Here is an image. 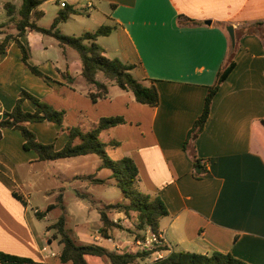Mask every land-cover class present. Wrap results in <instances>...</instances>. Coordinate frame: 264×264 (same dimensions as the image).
<instances>
[{
    "label": "crops",
    "instance_id": "crops-1",
    "mask_svg": "<svg viewBox=\"0 0 264 264\" xmlns=\"http://www.w3.org/2000/svg\"><path fill=\"white\" fill-rule=\"evenodd\" d=\"M48 1L60 5L61 0H42L34 14L43 13L39 6ZM64 1L73 9L83 1L82 8L99 6L109 11L104 16L116 25L112 30L116 34L115 44L111 46L110 41H105L100 45L108 57L114 50L119 55L116 57L133 64L131 72L144 84L153 83L159 103L150 106L138 102L132 91L120 88L99 72L96 80L108 84V93L93 101L89 93L95 87L86 82L81 70H72L67 49L63 51L59 42L44 37L42 46L35 48L32 42L38 37L33 35L35 30L27 28L20 40L28 50V62L47 78L25 67L22 52L11 39L0 54V119L12 110L24 89L65 111L63 124L49 120L28 123L39 141L53 142L60 149L68 139V127L88 131L103 116H123L125 123L102 130L99 138L104 137L102 142L117 140V146L108 145L115 150L113 158L132 157L139 170V188L164 202L168 214L161 218L159 228L165 242L163 255L176 250L174 243L179 250L209 254L223 251L250 264H264V137L254 124L264 118V0ZM5 3L3 0L4 7ZM12 3L13 18L17 20L22 1ZM13 18L7 14V19L0 22L6 23L0 28V41L8 32L6 26L15 23ZM229 25L234 29L235 44L227 30ZM16 32L17 29L8 33ZM112 32L101 38L110 40ZM231 61L234 67L213 96L204 126L186 142L188 132L203 111L208 87L215 82L219 69ZM63 71H69L73 77L69 84L61 74ZM22 107L28 111L35 109L28 98ZM24 141L19 130H2L0 250L32 258L33 264H73L60 260L62 244L48 233L42 236L37 222L28 214L34 182L39 183L36 192H44L46 199L50 193L56 199L62 194L67 223L69 215L78 211L89 213L93 208L98 212L99 206L128 199L104 202L86 191L94 184L79 175L94 174L107 181L98 184L115 185L112 171L100 167L97 154L39 160L35 150L23 147ZM198 159L206 169L201 171L196 166ZM59 174L66 176L74 190L71 208L65 200L66 186L51 182ZM13 190L26 199V205L13 196ZM55 202H49L44 210L37 207L33 211L43 212L42 217L47 218L50 212L58 210L59 216V206L47 211L48 205ZM109 217L118 224L110 231L111 240L99 233L100 214L99 221L88 217L85 222H80L76 215L78 231L74 236L70 234L78 243H95L119 252L136 251L137 248H130L136 239L135 212L127 215L114 210ZM125 231L130 237L121 239ZM85 258L89 264H113L105 256ZM153 260L156 258L151 253L131 264Z\"/></svg>",
    "mask_w": 264,
    "mask_h": 264
},
{
    "label": "trees",
    "instance_id": "trees-1",
    "mask_svg": "<svg viewBox=\"0 0 264 264\" xmlns=\"http://www.w3.org/2000/svg\"><path fill=\"white\" fill-rule=\"evenodd\" d=\"M42 0H22L18 10L19 18L15 20L13 14L15 5L12 2H6L5 8L7 14L15 21L16 33L6 32L2 41H0V54L5 52L9 41L14 40L22 52V61L25 67L29 68L35 75L46 79L47 76L38 69L36 65L28 62L29 54L25 45L21 42L20 37L25 34L27 28L49 34L55 37L62 48L70 46L74 48L81 59V74L87 83L95 87V91H91L89 96L93 101L107 96L108 84L96 80V74L102 72L108 81L117 84L124 90H130L134 93L135 99L143 104L156 106L159 103V94L156 86L151 83L144 84L136 78L131 70L133 64L125 63L118 57H108L105 54V49L97 43L100 36L110 34L113 26L101 25L95 30L86 31L81 35H69L61 33L57 30V25L66 20V18L74 12L72 6L66 5L63 11H60L53 19L50 27H43L36 23L34 9L41 4ZM37 15V14H36ZM40 15V13L38 14ZM10 20V19H9ZM6 23H0V28ZM234 62L221 67L217 73L215 82L208 87L205 97L203 111L194 122L192 128L188 132L187 140H190L194 133H197L204 126L209 112L211 101L217 92L220 84L225 80L227 75L234 67ZM62 76L69 84L73 77L69 71H63ZM31 99L35 103L33 111L24 110L22 103L25 99ZM65 111L56 109L51 104L39 99L28 91L22 89L16 100L12 110L6 113L4 118L0 119V139L4 128L17 129L24 137L23 147L25 149H33L36 151L39 160H57L66 157L84 155L94 153L101 159L100 167L109 168L112 173L111 177L115 179V185L118 186L124 193L127 202H116L105 204L97 207L100 214L101 226L99 233L103 237H110V231L113 227L118 226L109 217V212L118 210L129 215L131 211L135 212L137 221L133 234L135 238H143L146 227L149 226L154 232L158 233L160 228V220L168 214V210L164 202L159 197H153L149 193L142 191L139 188L138 174L139 170L130 156L120 158H111L107 153L106 147H115L119 144L117 140L102 142L99 139V134L102 130L125 123V119L121 115L103 116L97 124L88 131H82L78 126L68 127V139L64 146L56 149L53 142L43 143L37 139L36 133L28 127V123L49 120L55 124H63L65 120ZM254 124L260 130L264 137V118L256 120ZM185 142V144H186ZM196 166L201 167V171L206 169L196 161ZM200 172V171H198ZM79 178L86 179L89 183L98 184L106 183V179L95 177L94 174L79 175ZM13 196L26 205V199L16 191L12 192ZM80 194V193H79ZM81 197H86L81 193ZM59 206L62 213L57 220L48 226L53 228L51 238L58 239L62 244V249L59 254L62 262L72 261L73 264H89L86 260V255L105 256L113 264H131L139 260H144L153 252L152 250H137V251H116L109 250L95 243H78L70 235L67 228V214L63 203L62 194L57 196L56 202L47 207V211L53 207ZM41 218L44 213L36 212ZM35 260L29 257L20 256L12 253H7L0 250V264H33ZM146 264H250L240 258L235 257L229 252L213 251L212 253H200L186 250H172L167 256L158 258Z\"/></svg>",
    "mask_w": 264,
    "mask_h": 264
},
{
    "label": "rangeland",
    "instance_id": "rangeland-1",
    "mask_svg": "<svg viewBox=\"0 0 264 264\" xmlns=\"http://www.w3.org/2000/svg\"><path fill=\"white\" fill-rule=\"evenodd\" d=\"M19 1L21 3L22 0H19ZM6 2H14V0H6ZM83 3L84 2L81 1L79 3V5H75L74 6V12L72 14H70L66 18V20L61 21L57 25L56 28L59 32L77 36V35L83 34L86 31L95 30L96 28H98L101 25L113 26L112 30H114V27L116 26L114 21L110 20L108 18V16H104L109 11H105V10L103 11L102 8H100L99 6L85 9V8H82ZM70 6H72V5H70ZM39 7L42 8L44 10V12L41 13L40 15L35 14L34 19L38 25L45 26V27H50V25L53 22L54 17L60 11H63L65 9V8L60 7V5L58 3H55L54 1L45 2L43 5H41ZM6 19H7L6 8L3 6V0H2V4L0 3V22L3 20L5 21ZM14 26H15V23L11 22L6 26L5 30H7L8 32L9 31L12 32V31L16 30ZM87 26H90L91 29L90 30L87 29ZM33 35L35 37H38V39L35 40L36 42H32V44L35 48L42 46V44H43V42H42L43 38L42 37H44L45 39H48V40L58 42V40L53 38V36L52 37L49 35L47 36L46 34H43V33L37 32V31H34ZM115 37H116V34L112 32L111 36L109 38L110 40H108V39L104 40L100 36V37H98L97 43L101 44V43H104L105 41H110L109 45L113 46L115 44ZM46 44H48V43H46ZM65 48L67 49V52H66L67 58H71L72 70L74 72L81 70V67H82L81 59L79 57L78 52L70 46H66ZM63 51H65V49H63ZM112 51L113 52L108 53L109 57L119 56L118 53H116L114 50H112ZM50 54H53V52L50 51ZM99 73H100L101 77L105 76L102 72H99ZM34 105H35V103H34ZM194 134H196V133H194ZM99 139L104 140V137L100 136ZM106 150H107V153L109 154V156L111 158H113L114 157L113 152H115V150H112L110 147L108 148V146L106 147ZM51 182H52V184H56L57 186L58 185L66 186L67 191L65 194V200L67 201L68 207L71 208L74 204L75 194H74L73 188L70 185V181L66 178V176H62L61 174H59V177L56 176L55 178H52ZM34 184L35 185L31 189V193H30L31 195H30V204L28 207V214L30 215L31 219L35 223L37 222V228H38L39 232L42 234V236H44V234H46V233H48L47 235L52 236V232H54V229L53 228H47L46 229V226H48L50 223L56 221L57 216H58L57 215L58 210L50 212L48 214L47 218H43V217L39 218L37 216V214L34 213L33 210H34V208H37V207L39 209L44 210L49 202H55L56 201L55 195H53L51 193L47 194L48 199H46V197H45L46 195L44 192H36V188H37V186H39V183L37 181H35ZM82 190H86V189H82ZM86 191H88V193H91L94 197H100L101 200H103L104 202L111 201V200L113 202H116L119 200V198L124 197L123 193H122L123 191L118 186H116L114 184H94L89 189H87ZM20 203L22 205H24L21 201H20ZM76 215H77L78 219L80 220V222H85V220L88 217L91 221H94V220L99 221V214L93 208L91 209V211L89 213L88 212L86 213L84 211L83 212L78 211L75 213L74 216L69 215L67 227L69 228V230H70L69 232L72 234V236H74L76 234V232L78 231V228L76 225L77 220L75 219ZM90 220H89V223H90ZM128 237H130V235L128 234V232L125 231L123 233L121 239L128 238ZM172 246L174 249H176V250L178 249V247L174 243L172 244ZM130 248L134 250V248H136V247L132 243Z\"/></svg>",
    "mask_w": 264,
    "mask_h": 264
},
{
    "label": "built area",
    "instance_id": "built-area-1",
    "mask_svg": "<svg viewBox=\"0 0 264 264\" xmlns=\"http://www.w3.org/2000/svg\"><path fill=\"white\" fill-rule=\"evenodd\" d=\"M60 5L62 7L66 6V2L64 0L60 1ZM1 114V112H0ZM143 238H136L133 244L136 246L137 250H152V254H154L155 258H162L163 255V247H164V239L163 235L159 231L158 233L154 232L149 226L146 227ZM106 239V237H105ZM107 240H111L109 237ZM117 247V246H116ZM55 252H51V255H55Z\"/></svg>",
    "mask_w": 264,
    "mask_h": 264
},
{
    "label": "water",
    "instance_id": "water-1",
    "mask_svg": "<svg viewBox=\"0 0 264 264\" xmlns=\"http://www.w3.org/2000/svg\"><path fill=\"white\" fill-rule=\"evenodd\" d=\"M207 23H210V21H207ZM227 30L229 32V36H230L232 44H235V33H234V29H233L232 25H229L227 27Z\"/></svg>",
    "mask_w": 264,
    "mask_h": 264
}]
</instances>
